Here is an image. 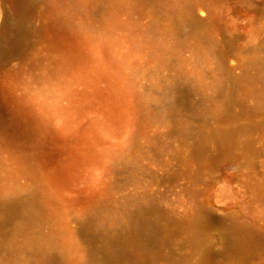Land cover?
<instances>
[{"label":"rangeland","instance_id":"rangeland-1","mask_svg":"<svg viewBox=\"0 0 264 264\" xmlns=\"http://www.w3.org/2000/svg\"><path fill=\"white\" fill-rule=\"evenodd\" d=\"M44 25L107 59L129 91L125 121L104 122L99 106L73 113L63 92L83 86ZM68 114L97 127L95 161L45 186L78 142L61 131ZM43 117L60 141L36 131ZM142 220L161 226L159 252L114 260ZM239 230L255 253L233 249ZM108 257L264 264V0H0V264Z\"/></svg>","mask_w":264,"mask_h":264},{"label":"bare ground","instance_id":"bare-ground-1","mask_svg":"<svg viewBox=\"0 0 264 264\" xmlns=\"http://www.w3.org/2000/svg\"><path fill=\"white\" fill-rule=\"evenodd\" d=\"M191 19L194 22L202 20L196 15H192ZM16 29L21 32L18 24H16ZM41 36L46 41L49 50L59 52L58 66L67 70H75L77 72L76 77L83 86L80 91L63 92L65 96L70 98V106L74 114H80L86 107L99 106L102 120L110 125L127 119V114L131 109L128 100L129 91L122 85L121 78L114 72L105 57L98 54L93 48L84 54L82 51L83 43L71 40L49 25L42 27ZM20 43V36L5 39L2 50L16 47ZM49 123V117L38 118L34 121V128L41 135L60 141L59 132H51L48 129ZM61 131L73 134L78 142L63 161H54L49 172L43 174L46 181L45 186L70 184L78 179L83 167L95 161L91 148L88 146L98 138V130L95 125L84 128L76 123L73 114H68L62 120ZM82 144H87V146ZM160 229L161 226L158 224H149L142 220L133 229L130 237L127 236L124 240L120 234L121 236L117 238L124 240L125 249L128 248V250L126 253L114 250V260L125 259L134 262L145 255L158 253ZM151 243L154 244V247L150 246ZM258 247L259 240L254 235L246 230L238 231V237L233 248L235 251L242 256H249L255 253ZM108 263L109 257L95 264Z\"/></svg>","mask_w":264,"mask_h":264}]
</instances>
